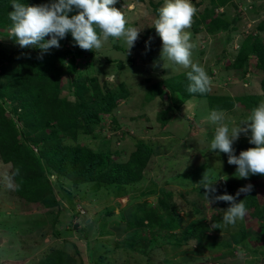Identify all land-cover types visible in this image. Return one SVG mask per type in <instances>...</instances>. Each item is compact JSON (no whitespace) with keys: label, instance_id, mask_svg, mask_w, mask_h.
Returning a JSON list of instances; mask_svg holds the SVG:
<instances>
[{"label":"rangeland","instance_id":"374dc122","mask_svg":"<svg viewBox=\"0 0 264 264\" xmlns=\"http://www.w3.org/2000/svg\"><path fill=\"white\" fill-rule=\"evenodd\" d=\"M164 3L165 0H117L114 7L125 16L126 27L140 28L139 39L130 53L126 52L122 40L110 37L92 54L76 56L77 73L73 79L83 75L95 77L103 92L115 90L122 83L126 96L118 100L111 114L99 113L102 125L95 130V137L94 133L92 137L78 133L76 138H64L61 143L65 146H85L93 152H108L109 168L116 162H130L131 154L138 148L145 150L138 144L142 140L153 151L144 167L132 170L142 179L117 185L99 180L74 184L43 160L41 174L50 183L52 193L38 202H28L15 193L12 166L0 156V264H36L53 248L63 250L72 257L71 264H264V225L260 215H250L252 208L248 209L245 219L236 223L243 226L247 239L243 244L225 248L223 242H229L230 235L223 228L217 232L213 226L218 220L220 225L226 226L222 223L223 210L230 205L224 201L209 203L204 194L196 189L205 172L220 180L218 184H223V180L218 178L227 176L224 182L230 184L231 180V185L226 189L233 188L228 194L235 196L236 202H239L246 194L236 196L237 190L256 183L253 176L247 181L236 178L233 175L236 166L227 162L226 154L208 151L216 125L208 120L211 111L207 98L194 96L176 107L170 102L166 90L163 97L153 93L155 82L171 75H185L190 70L160 59L162 43L152 24L157 18V10ZM191 3L197 9L191 27L186 29L191 33V43L195 45L191 60L205 70L211 94L234 99L232 108L221 111L225 123L229 126L240 123L244 127L241 121L251 109L242 104L257 106L264 101L261 88L264 72L259 70L252 56L247 58L245 70L234 71L227 69L226 65L234 61L248 36L259 34L264 47V30L259 28L264 23V0H191ZM6 16L8 18V14ZM202 16H206V21H221L226 28L210 30L209 23L196 21ZM9 27L0 23V50L15 52L19 59H26V51L35 53L32 58L41 55L40 49L21 48L14 38H9ZM59 43L61 48L50 50L71 45L63 40ZM47 53H43L42 57ZM59 85L60 95L73 100L67 74L62 73ZM4 99L7 104H12L9 97ZM7 109L10 113L11 109ZM112 116L117 120V126L110 124ZM17 126L22 129V122L17 121ZM19 139L26 140L36 153L39 152L41 145L30 137ZM238 140L247 147L252 145L243 133ZM239 151L240 148L233 154L238 156ZM99 176L95 174L96 178ZM162 195L167 197L169 207L172 205L175 208V216L181 219L180 228L175 230L176 236H179L177 233L181 228L189 229L195 224L205 223L209 225L206 237L199 242L191 237L177 246L174 241L165 238L164 234L167 236L168 232L163 230L144 247H139L141 249L122 246L121 242L128 232L137 230L143 237L150 229L146 227L143 231L127 223L132 220L129 209L138 203L146 209L153 208ZM255 197L264 204V185L260 189L257 187ZM82 209L85 213L81 215V220L74 219L73 212ZM78 222L79 225L73 227ZM89 223L92 228L87 244L84 230ZM144 243H140L141 246ZM202 245L205 246L203 253L193 251ZM94 247L99 249L101 256L90 260L89 250ZM103 248H108V251H102Z\"/></svg>","mask_w":264,"mask_h":264},{"label":"trees","instance_id":"16d2710c","mask_svg":"<svg viewBox=\"0 0 264 264\" xmlns=\"http://www.w3.org/2000/svg\"><path fill=\"white\" fill-rule=\"evenodd\" d=\"M219 1L223 2L224 0ZM17 2L40 5L50 3L51 0H17ZM11 3L12 0H0V23H6L7 26H10V20L6 18V15L12 10ZM77 11L73 8L69 16L76 14ZM206 20V16H202L196 21L205 22L206 25L209 23L208 29L214 31L226 28L221 21ZM259 28L264 30V23ZM62 40L69 42L71 45L55 51L49 50L42 59L32 58V56H36L32 51H26V59H19L15 52L8 53L0 50V156L4 162H10L12 166L15 193L28 202H38L42 197L52 193L50 183L48 184L41 174L43 160L55 167L61 175L68 177L74 184L99 180V182L105 184L117 185L140 181L141 176L137 172L133 173L132 170L134 167L139 169L144 167L153 152L144 141L140 140L138 141L139 147L144 146L145 150L141 151L138 148L137 152L131 154L130 162H116L107 168L108 152H93L85 146H65L61 144L64 138H76L78 133L91 137L94 133L95 137V130L100 129V124L102 125L99 113L111 114L118 100L126 96L125 86L122 83H119L118 88L115 90L107 89L103 92L95 77L83 75L76 76L74 79L71 78V74L74 77L77 73L76 56L92 54L93 51L82 50L79 46H76L71 33H68L60 41ZM261 41L259 34L248 36L234 61L226 65V68L234 71L245 70V62L247 58L252 56L256 59L259 70L264 72V47ZM66 59L69 62L66 63ZM62 73L68 75L69 86L71 87L69 92L73 95V100H68L67 96L60 95L59 80ZM183 75H171L155 82L152 87L153 93L163 97V91L166 90L169 93L170 102L176 107L194 96L206 97L211 112L213 110H229L234 106V99L226 95L211 94L209 91L205 94L188 93L186 89L189 81L186 74ZM261 88L264 91V82L261 83ZM5 96L11 99V105L4 102ZM15 103L17 105H14ZM251 105L255 106L253 103L250 105L242 104L247 109H252L253 106ZM7 108L11 109L10 113H8ZM157 114L160 116L159 112ZM113 117L111 125L117 126V120ZM17 121L22 122V129L20 130ZM22 136L25 139L30 137L33 142L39 143L41 145L39 152L36 153L26 140L19 139ZM234 143V150L240 148V151H242L248 147H254L253 145H248V147L242 145L240 140ZM103 169L106 170L101 171ZM95 174L100 175L99 178H96ZM252 176L256 178V183L252 184L251 191L242 198L247 211L252 208L249 210V214L258 213L261 217V224L264 225V204H261L255 197L257 187L260 189L264 185V175L250 174L248 178H252ZM228 185L230 186L231 183L220 186L214 184L216 192L211 195L228 194L233 189L231 187L226 189ZM196 189H198V192L204 193L202 187ZM160 199L159 203L155 204L153 208L146 209L138 203L129 209L132 220L127 223L143 231L146 227L150 229L143 237L140 236L137 230L128 232V235L121 242L122 246L141 249L139 247H144L148 241L162 234L161 231L163 230L169 233H167V236L163 233L165 238L174 241L173 243L177 246L191 237L197 238L198 242L201 241L209 225L205 223L191 224L194 226L189 229L181 228L180 232L177 233L179 236H176L175 230L180 228L181 219L175 216V208L172 205L169 207L167 197L162 195ZM140 210H142L141 214L137 215ZM73 215L74 219L81 218L78 210L73 212ZM78 225L74 224L73 227ZM213 227L217 229V232L223 228L230 235V241L223 242L225 248L230 249L234 244H243L247 239L246 231L242 225L222 226L218 220V223L215 222ZM91 228L92 226L89 223L84 230V238H86L87 244H89L88 237ZM56 234L61 233L57 232ZM179 237L182 240L178 239ZM142 242H145L143 246L140 244ZM169 243L171 242L169 241ZM220 247L223 248V245ZM94 248L89 250L90 260L101 256L99 249ZM204 250L205 246L202 245L197 246L193 251L200 254ZM102 251L107 252L108 248H103ZM72 261V257L68 256L63 250L53 248L44 257H41L36 264H71Z\"/></svg>","mask_w":264,"mask_h":264},{"label":"clouds","instance_id":"9594fccd","mask_svg":"<svg viewBox=\"0 0 264 264\" xmlns=\"http://www.w3.org/2000/svg\"><path fill=\"white\" fill-rule=\"evenodd\" d=\"M116 3L117 0H51L47 4L28 5L12 0V10L8 12L10 27L7 36L14 38L21 48L40 49L41 55L38 58L41 59L42 54L51 48H59V41L68 33H71L75 45L82 50H99L111 37L122 40L126 45V52L130 53L139 39L140 28L126 27L125 16L120 9L114 7ZM73 8L78 11L69 16ZM157 12L152 26L162 43L160 59H167L171 64L190 69L186 73L189 81L187 92L205 94L209 91V77L202 67L192 62V49L195 45L191 43V33L186 31L191 27L197 9L191 0H165ZM208 120L216 125L208 143L209 152L226 154L227 162L236 166L233 174L236 178L247 179L250 174L264 175V101L253 107L241 121L244 127L240 123L229 126L225 123L224 113L216 110L209 114ZM241 133L248 136L249 143L254 147L240 151L237 156L233 154V143ZM227 178L223 176L218 179L225 184L227 182L224 180ZM219 182L220 180L213 179L205 172L196 188L204 189L203 194L209 203L228 202L230 206L223 210L222 223L234 226L237 221L245 219L246 205L243 200L236 202V197L227 193L211 195L216 192L214 184L223 185L218 184ZM252 187L248 184L239 188L236 196L247 194ZM78 212L83 215L85 210Z\"/></svg>","mask_w":264,"mask_h":264},{"label":"water","instance_id":"95a60500","mask_svg":"<svg viewBox=\"0 0 264 264\" xmlns=\"http://www.w3.org/2000/svg\"><path fill=\"white\" fill-rule=\"evenodd\" d=\"M71 78H73V74H71Z\"/></svg>","mask_w":264,"mask_h":264},{"label":"built area","instance_id":"2783aa9c","mask_svg":"<svg viewBox=\"0 0 264 264\" xmlns=\"http://www.w3.org/2000/svg\"><path fill=\"white\" fill-rule=\"evenodd\" d=\"M81 211V210H80ZM81 212H83V211H81Z\"/></svg>","mask_w":264,"mask_h":264}]
</instances>
